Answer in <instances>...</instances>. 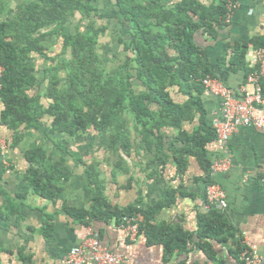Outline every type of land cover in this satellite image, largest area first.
Segmentation results:
<instances>
[{
	"label": "crops",
	"instance_id": "0c3cea01",
	"mask_svg": "<svg viewBox=\"0 0 264 264\" xmlns=\"http://www.w3.org/2000/svg\"><path fill=\"white\" fill-rule=\"evenodd\" d=\"M198 1L208 7L217 6L222 0ZM237 1L239 6L230 22L224 19L219 26L215 25L214 33L197 30L194 39L204 53V65L212 74L208 76L219 80L235 99H241L242 87L251 90L246 77L256 65L254 43L264 39V5L263 0ZM112 3L114 0H100L105 12L115 10ZM109 21L112 26L115 23L121 26L117 18ZM55 38L47 42L46 55L35 57L39 79L51 64L47 56H54L55 45L60 44L59 40L55 43ZM238 45L245 46L244 66L231 67L233 47ZM118 53L119 57L126 54L119 44L115 55ZM261 84L264 113V78ZM44 85L39 92L44 91ZM133 87L138 93L144 92L137 79ZM35 91L31 90V94ZM169 94L177 104L185 103L188 98L184 88L177 85L169 88ZM191 94L197 96L202 113L197 111L192 119L183 120L180 131L198 138L209 136V139L202 146L197 143L188 148L191 152L184 154L181 169L175 155H180L178 150L187 146L176 140L178 128H162L159 150L148 149L129 117V147L124 151L119 146L117 157L110 149L109 132H99L93 127L73 137L51 132V118L47 116L36 128L20 126L19 138L15 141V131L1 122L0 99V264H62L67 252L89 235V228L98 235L104 248L123 257V264H243L244 249L259 255L264 264V186L261 183L264 133L253 126L243 127L231 134L225 147L220 146L213 123L222 119L221 96L202 84L200 92ZM43 100L47 105L48 100ZM33 148L46 152V164L63 161L70 173L67 180L56 182L60 189L54 199L35 192L25 177L32 165L27 151ZM113 155L123 169L114 171ZM224 157L230 160L229 168L215 173L212 180L225 193L227 206L217 210L233 229V236L209 234L211 238L206 237L203 243L198 237L202 217L211 211L206 207L205 187L210 181L206 166ZM89 167L94 168L93 178L87 172ZM98 188L107 204L118 210H144L166 202L159 207L151 224L180 229L191 236L185 250H176L167 257L162 243L148 242L143 233L131 241L115 217L92 219L89 224L76 220L70 210L89 209ZM46 222L52 227L47 236L43 233Z\"/></svg>",
	"mask_w": 264,
	"mask_h": 264
},
{
	"label": "trees",
	"instance_id": "16d2710c",
	"mask_svg": "<svg viewBox=\"0 0 264 264\" xmlns=\"http://www.w3.org/2000/svg\"><path fill=\"white\" fill-rule=\"evenodd\" d=\"M112 6L113 12H105L100 0H0L1 122L15 131V141L20 126L36 128L45 116L51 118V132L71 137L93 127L109 132L110 149L116 157L119 146L124 151L129 147V117L148 149L158 147L162 128H178L176 140L187 146L175 155L181 169L184 154L191 152L188 148L197 143L202 146L209 139L180 131L183 120L192 119L197 111L202 113L197 96L191 93L200 92L202 79L212 76L203 63L195 33L215 32V25L224 20L226 0L208 7L198 0H114ZM111 18H117L121 26L115 23L110 28ZM107 34L126 52L117 66H109L99 53L100 40ZM54 37L61 42V52L47 56L51 64L39 79L35 57L46 55L47 42ZM254 46L264 47V39ZM244 54L245 46H234L230 66H244ZM135 79L144 92L135 91ZM44 83V91L39 92ZM175 85L188 95L183 104L170 97L169 88ZM115 156L114 171L123 169ZM27 159L32 164L25 174L30 187L54 199L60 189L56 182L70 177L63 161L46 164V152L40 148L27 151ZM209 168L206 166L207 174ZM93 170H87L91 178ZM164 203L144 210H118L107 204L98 188L89 209L70 212L76 220L89 224L92 219L114 217L120 222L123 215L141 211L140 233L148 242L162 243L170 257L176 250H185L191 236L151 224ZM210 209L202 217L200 241L205 243L209 234L233 236L220 211ZM51 228L49 222L44 224L45 236Z\"/></svg>",
	"mask_w": 264,
	"mask_h": 264
},
{
	"label": "built area",
	"instance_id": "2783aa9c",
	"mask_svg": "<svg viewBox=\"0 0 264 264\" xmlns=\"http://www.w3.org/2000/svg\"><path fill=\"white\" fill-rule=\"evenodd\" d=\"M264 5V0H263ZM237 0H226V12L224 19L230 22L234 12L238 8ZM255 69L251 70L246 83L251 87L248 90L242 87L243 96L235 99L230 91L222 85L219 80L206 76L202 79V84L213 94L222 98V119L213 123L217 143L225 147L232 133L240 128L253 126L264 133V113L261 107L263 102L262 79L264 78V47H259L253 51ZM3 67L0 65V89ZM230 166L228 157L214 160L210 164V181L205 187L206 207L224 210L227 206L223 189L212 180V176L221 171H226ZM264 186V178L261 179ZM142 215L135 211L132 214H125L119 222V227L126 233L131 241L142 234L140 226ZM243 264H261V257L247 249L241 253ZM62 264H123V257L104 248L98 235L92 228H89V235L82 242L72 247L64 257Z\"/></svg>",
	"mask_w": 264,
	"mask_h": 264
},
{
	"label": "rangeland",
	"instance_id": "374dc122",
	"mask_svg": "<svg viewBox=\"0 0 264 264\" xmlns=\"http://www.w3.org/2000/svg\"><path fill=\"white\" fill-rule=\"evenodd\" d=\"M111 24L112 23L109 24L110 28H112ZM54 41H55V43H57V41H58L57 38H55ZM100 41L102 42V45L99 48L100 55L107 59L109 66H111V65L117 66L118 61L120 60V58L122 59V57H123V56L119 57L120 53H118L117 56L115 55L118 43L112 41L109 34H107V36L102 37ZM49 42H51V38H49ZM60 52H61V44L57 43L55 45V50L53 53L56 55V54H59ZM38 61H40V59ZM64 74H65V72H61V75H64ZM43 103H44V100H43Z\"/></svg>",
	"mask_w": 264,
	"mask_h": 264
}]
</instances>
